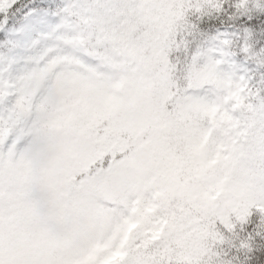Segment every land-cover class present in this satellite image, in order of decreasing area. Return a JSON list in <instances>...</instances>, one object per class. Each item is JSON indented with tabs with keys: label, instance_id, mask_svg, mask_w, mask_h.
Masks as SVG:
<instances>
[{
	"label": "snow or ice",
	"instance_id": "1",
	"mask_svg": "<svg viewBox=\"0 0 264 264\" xmlns=\"http://www.w3.org/2000/svg\"><path fill=\"white\" fill-rule=\"evenodd\" d=\"M0 264H264V0H0Z\"/></svg>",
	"mask_w": 264,
	"mask_h": 264
}]
</instances>
